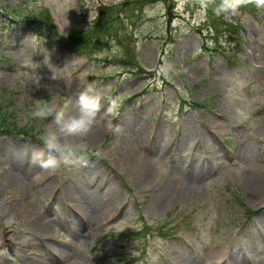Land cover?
Segmentation results:
<instances>
[{"label": "rangeland", "instance_id": "374dc122", "mask_svg": "<svg viewBox=\"0 0 264 264\" xmlns=\"http://www.w3.org/2000/svg\"><path fill=\"white\" fill-rule=\"evenodd\" d=\"M253 6L0 0V128L13 131H0V264H264V198L248 182L264 173V8ZM84 31L98 33L94 48L68 43ZM88 85L104 107L71 141L88 166L49 174L30 161L51 118L31 110ZM189 182L200 195H184Z\"/></svg>", "mask_w": 264, "mask_h": 264}, {"label": "clouds", "instance_id": "9594fccd", "mask_svg": "<svg viewBox=\"0 0 264 264\" xmlns=\"http://www.w3.org/2000/svg\"><path fill=\"white\" fill-rule=\"evenodd\" d=\"M254 4L257 8H264V0H200L204 11L215 5L213 11L217 15H236L242 8ZM103 97L92 85L78 91L70 102L58 103L51 100H38L31 110L34 119L47 121L51 124L44 130L42 145L31 149V163L56 175L67 166L78 164L88 166V160L78 155L74 145V138L86 137L96 124L98 114L102 111ZM111 127V126H110ZM119 130V126H116Z\"/></svg>", "mask_w": 264, "mask_h": 264}, {"label": "bare ground", "instance_id": "6f19581e", "mask_svg": "<svg viewBox=\"0 0 264 264\" xmlns=\"http://www.w3.org/2000/svg\"><path fill=\"white\" fill-rule=\"evenodd\" d=\"M89 135H91V133H89ZM248 151V152H247ZM244 152H246V153H244ZM243 153H244V155H243ZM250 147H246L245 149H244V151H242L240 154H239V157L241 156L242 157V159H246V160H248V159H250ZM12 157V156H11ZM11 160H15L12 164H11V167L13 166V170H15V171H20V169H21V167H22V165L19 163L20 162V160L19 159H17V158H11ZM16 161H19L18 163H15ZM15 164V165H14ZM13 170H10V171H8V173H6V176H3V178H2V181H4L7 185H8V187L9 188H11V189H13V188H15V187H18V186H20L21 184H22V181H21V179H20V177L18 176V172H15V171H13ZM174 180L175 179H173L172 181L170 180V182L168 183L169 184V189H172V187H173V182H174ZM196 182V181H195ZM248 182L249 183H251V184H253V191H252V193H253V195H252V197L253 198H256V197H258V198H264V173H258L257 171H255V173H250L249 174V176H248ZM176 183H177V181H176ZM175 185V184H174ZM201 185H203V184H201ZM200 185H198L197 183H193V182H189V183H187V185H186V187L183 189L186 193L184 194L186 197L188 196V197H191L192 195H195V194H198V192H199V195H200V193H201V190L200 189H202V188H200L199 187ZM47 190H48V188H47V184L46 185H44V187H43V192H47ZM167 192V191H166ZM166 192H165V195H163V197H160L158 200H157V202L156 203H154V205H153V208L155 209V210H161V209H163V208H165V205H166V203H167V201L165 202V199H164V196L165 197H167V195H166ZM114 199V201L116 200V197L115 198H113ZM16 205H17V203L16 202H14ZM20 208V209H24V208H32V207H34L31 203H29L28 201H26V202H24V203H22V204H18L17 205V208ZM91 209V211H92V213H98V208L97 207H95L94 205H90V207H89V210ZM264 215V214H263ZM262 215V216H263ZM261 216V217H262ZM89 219H90V217H89ZM92 220V219H91ZM260 221H261V223L264 221V216L260 219ZM42 222V218H41V220H38L37 222H35L36 224H39V226L41 227V231L43 232H45L47 229V227H45L44 226V224H40ZM77 226V224L75 223H73L72 224V227H76ZM85 226V225H84ZM77 228H78V230H79V232H80V230L82 229V227L78 224V226L76 227V231H78L77 230ZM39 230H40V228H38ZM44 246H45V244H43ZM46 247V246H45ZM217 252V251H216ZM213 255H215V254H213ZM217 255H219V253L217 252ZM216 256V255H215ZM221 256H227V254H222ZM221 259V257H215L214 258V261L212 260L211 261V264H213V263H217L218 262V260H220Z\"/></svg>", "mask_w": 264, "mask_h": 264}, {"label": "trees", "instance_id": "16d2710c", "mask_svg": "<svg viewBox=\"0 0 264 264\" xmlns=\"http://www.w3.org/2000/svg\"><path fill=\"white\" fill-rule=\"evenodd\" d=\"M219 1V0H218ZM216 3H217V1H216ZM214 8V7H213ZM212 9V8H211ZM254 9V6H253V4H249L248 6H246V7H244V8H242V11H252ZM231 25V24H230ZM96 31V30H95ZM88 32V31H87ZM86 32V33H87ZM86 33L85 34H83L82 36H80V37H78L81 41H82V43H83V45H85V47H90V45H91V43H90V40H89V36H85L86 35ZM95 33V36L96 37H98V35H97V32H94ZM76 35H78V33L77 32H74L73 34H72V37H74V38H76L77 36ZM91 41H92V39H91ZM90 43V44H89ZM3 125V124H2ZM0 130H2L1 128H0ZM5 131H7V132H11L12 131V129H9V128H6V129H4Z\"/></svg>", "mask_w": 264, "mask_h": 264}]
</instances>
